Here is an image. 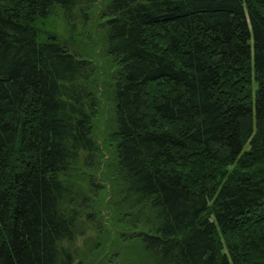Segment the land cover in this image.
<instances>
[{
	"label": "trees",
	"instance_id": "trees-1",
	"mask_svg": "<svg viewBox=\"0 0 264 264\" xmlns=\"http://www.w3.org/2000/svg\"><path fill=\"white\" fill-rule=\"evenodd\" d=\"M92 2L0 0V264H76L71 177L98 156L104 89L40 22L59 8L73 27ZM102 15L136 264H264V0H108Z\"/></svg>",
	"mask_w": 264,
	"mask_h": 264
},
{
	"label": "rangeland",
	"instance_id": "rangeland-1",
	"mask_svg": "<svg viewBox=\"0 0 264 264\" xmlns=\"http://www.w3.org/2000/svg\"><path fill=\"white\" fill-rule=\"evenodd\" d=\"M106 3L108 0H93L87 18L77 21L74 31L59 8L40 22L45 37L51 33L70 40L82 56L96 63V77L101 81L99 89H104L93 122V134L99 144L98 156L92 163L76 165L71 177L85 204L80 227L84 229L77 239L76 264H136L148 260L140 244L131 238L134 236V221L119 210L121 187L115 168L114 111L107 91L116 64L106 54L101 24Z\"/></svg>",
	"mask_w": 264,
	"mask_h": 264
}]
</instances>
